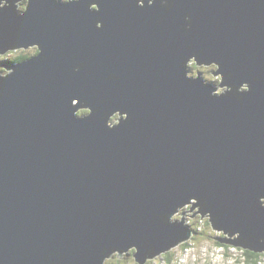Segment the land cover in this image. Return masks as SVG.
<instances>
[{
  "label": "water",
  "instance_id": "water-1",
  "mask_svg": "<svg viewBox=\"0 0 264 264\" xmlns=\"http://www.w3.org/2000/svg\"><path fill=\"white\" fill-rule=\"evenodd\" d=\"M19 1L0 53L37 52L1 65L0 264H145L195 214L264 251V0Z\"/></svg>",
  "mask_w": 264,
  "mask_h": 264
},
{
  "label": "rangeland",
  "instance_id": "rangeland-1",
  "mask_svg": "<svg viewBox=\"0 0 264 264\" xmlns=\"http://www.w3.org/2000/svg\"><path fill=\"white\" fill-rule=\"evenodd\" d=\"M18 10L22 11L25 5L24 1H19ZM35 52V47H28L26 49L9 50L5 53H0V58H11L16 54L26 53L32 56ZM216 69L212 65H197L189 63L187 67L188 76H195L197 73L201 75L205 82L212 83L217 86V92L225 90L224 87H219L220 77L213 75ZM0 72H5L1 71ZM86 110L78 111L79 115L85 113ZM119 116L114 115L110 123H115ZM264 205V199L262 200ZM199 214L193 217L185 216V226L192 232L191 236L185 241L172 247L166 251L168 254L161 253L153 258H148L145 264H244L243 252L240 246L231 245L228 243L219 242L210 236L227 237L223 231L213 230L207 217L200 219ZM133 249L124 253L121 258H117V253L113 254L109 259H106L105 264H138L133 257ZM167 260V258L169 260ZM257 264H264V251L260 252L259 262Z\"/></svg>",
  "mask_w": 264,
  "mask_h": 264
},
{
  "label": "trees",
  "instance_id": "trees-1",
  "mask_svg": "<svg viewBox=\"0 0 264 264\" xmlns=\"http://www.w3.org/2000/svg\"><path fill=\"white\" fill-rule=\"evenodd\" d=\"M28 56H30V54L28 55L26 53H20V54L14 55L11 58H0V70L1 71L4 70V68L1 67V64L22 61L25 58H27ZM191 64H194V62L192 61ZM242 252H243V258H244V264H257L259 262L260 252L256 253V252H252V251H249L246 249L242 250ZM165 254L167 255L168 252H166ZM165 260H166V258H165ZM167 260H169V259L167 258Z\"/></svg>",
  "mask_w": 264,
  "mask_h": 264
},
{
  "label": "flooded vegetation",
  "instance_id": "flooded-vegetation-1",
  "mask_svg": "<svg viewBox=\"0 0 264 264\" xmlns=\"http://www.w3.org/2000/svg\"><path fill=\"white\" fill-rule=\"evenodd\" d=\"M22 1H24V0H22ZM25 3H26V1H25ZM25 6V5H24ZM24 9V8H23ZM37 52V48L35 47V52L34 53H36ZM29 57V56H28ZM4 64V63H3ZM3 64H1V65H3ZM2 67V66H1ZM3 68V67H2ZM4 71V70H3Z\"/></svg>",
  "mask_w": 264,
  "mask_h": 264
},
{
  "label": "bare ground",
  "instance_id": "bare-ground-1",
  "mask_svg": "<svg viewBox=\"0 0 264 264\" xmlns=\"http://www.w3.org/2000/svg\"><path fill=\"white\" fill-rule=\"evenodd\" d=\"M11 63V62H10ZM130 251V250H129Z\"/></svg>",
  "mask_w": 264,
  "mask_h": 264
}]
</instances>
